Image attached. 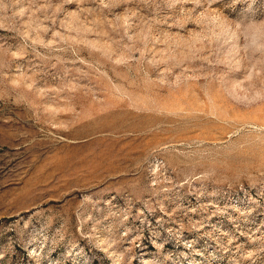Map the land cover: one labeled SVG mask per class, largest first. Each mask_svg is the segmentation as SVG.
I'll return each instance as SVG.
<instances>
[{"label":"rangeland","instance_id":"1","mask_svg":"<svg viewBox=\"0 0 264 264\" xmlns=\"http://www.w3.org/2000/svg\"><path fill=\"white\" fill-rule=\"evenodd\" d=\"M0 264H264V0H0Z\"/></svg>","mask_w":264,"mask_h":264}]
</instances>
